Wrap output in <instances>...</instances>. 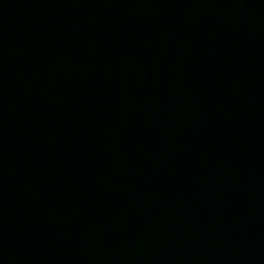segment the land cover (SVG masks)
<instances>
[{
  "label": "water",
  "instance_id": "water-1",
  "mask_svg": "<svg viewBox=\"0 0 264 264\" xmlns=\"http://www.w3.org/2000/svg\"><path fill=\"white\" fill-rule=\"evenodd\" d=\"M0 264H264V0H0Z\"/></svg>",
  "mask_w": 264,
  "mask_h": 264
}]
</instances>
